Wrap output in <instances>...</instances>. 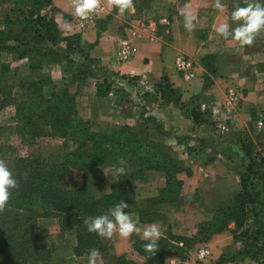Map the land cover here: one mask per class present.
Listing matches in <instances>:
<instances>
[{
	"label": "crops",
	"instance_id": "obj_1",
	"mask_svg": "<svg viewBox=\"0 0 264 264\" xmlns=\"http://www.w3.org/2000/svg\"><path fill=\"white\" fill-rule=\"evenodd\" d=\"M51 1L58 10L54 19L61 35H77L79 46L99 64V68L93 69L94 75L85 81L75 79L63 63L52 64L49 74L55 90L67 88L74 94L78 115L92 132L110 133L118 125L129 126L146 134L149 141L167 144L171 157L184 161L188 167V175H175L182 183L177 197L169 193L163 172L145 171L143 180L133 190L135 208L127 213L138 218L141 226L158 224L161 238L194 239L199 225L212 220L213 205L221 203L225 185L233 174L237 178L235 189L240 190L239 176L248 165L241 141L246 138L255 142L261 131L255 125L264 116V71L258 68L260 60L255 55L243 54L245 48L238 42L225 40L216 33V27L227 22L218 11L194 3L192 6L186 0H146L145 6L139 4L140 0H133L134 11L123 13L108 0H102L96 22L80 32L72 21L75 9L71 0ZM189 12L197 17L196 28L191 32L184 27V14ZM122 39L135 48L133 57L123 64L114 56ZM183 53L195 63L189 85L174 69L175 58ZM207 55L215 56V74L209 75L201 66L200 59ZM73 59L78 64L83 61L78 52ZM207 74L211 85L204 87ZM163 75L179 93L181 103L198 100L194 105L211 115L213 126L195 125L179 105L160 98L156 84ZM103 79L109 89L101 86ZM229 87L237 88L241 97L236 105L226 104ZM253 114L257 121L252 120ZM153 122L164 135L155 130ZM251 125L255 136L250 134ZM103 175L102 168L92 167L80 172L79 178L81 184L98 185L104 182ZM209 189L221 195L214 203L209 200ZM263 189L264 185L260 191ZM108 192L109 189L105 190V194ZM260 203L264 204V194ZM260 210L264 213V205ZM234 241L233 235L219 233L191 249L175 243L182 249L183 258L171 252L161 264H215ZM135 242L146 243L137 235L122 238L117 231L110 239V256L125 257L133 264H151L134 248ZM204 247H210L212 256L199 261L198 250ZM223 264L255 263L244 258Z\"/></svg>",
	"mask_w": 264,
	"mask_h": 264
},
{
	"label": "trees",
	"instance_id": "obj_2",
	"mask_svg": "<svg viewBox=\"0 0 264 264\" xmlns=\"http://www.w3.org/2000/svg\"><path fill=\"white\" fill-rule=\"evenodd\" d=\"M7 2L16 6L15 11L19 16L9 20L7 18L6 27L19 26L20 29L18 32L10 28L0 31V52H6L18 59L30 55L28 68L31 73L39 72L41 65L60 64L66 61L69 67H75L76 71L73 73L75 79L85 81L94 75L93 69L99 68V64L89 59L85 50L79 46V37L61 36L53 16H49V12H46V10L52 13L58 12L51 0H7ZM261 2L264 3V0ZM61 43L64 44V51L67 53L78 52L83 57L82 63L72 62L70 57H61L50 49ZM214 62L213 55L200 59L201 66L209 75L215 74ZM7 73L9 68L0 62V80L6 81ZM100 84L110 88L106 79ZM156 85L160 98L164 102L172 101L179 105L180 110L195 125L213 126L210 121L211 115L194 105L193 100L188 103L180 102L179 93L173 89L166 75L161 76ZM210 85L211 79L205 75L204 87ZM16 89L22 94L21 100L16 98ZM63 89L57 92L50 78L19 81L18 84L10 86L0 85V111H3L8 104L14 106L15 127L18 133L29 140L50 135L61 139L63 148L59 162L52 163L53 156L33 158L28 155H17L12 146H0L2 157H12L11 153L14 152L11 171L17 180V187L11 190L10 202L6 210L0 213V264H55L51 251L45 246L44 239L36 229V222L41 218L57 219L60 232L74 233L75 257H87L88 250L92 248L98 249L101 256L111 257L110 242L107 243L95 233H89L83 219L107 214L121 200L129 204L125 211H132L135 208L134 182L137 179L141 182L143 173L147 170L163 172L168 191L175 197L182 184L175 175L181 172L189 174V170L181 161L168 154V149L165 148L167 151L165 153L160 151L162 144L140 137L136 130L133 131L129 126H123L120 131L114 128L110 133L92 132L88 123L78 115L74 94L67 88ZM251 116L253 121H257L254 114ZM153 125L159 134L164 135L158 124L153 122ZM68 139L72 140L69 149ZM241 142V150L248 160V165L245 172L239 176L240 191L226 206H218L214 209L212 220L199 225L198 235L194 239L171 236L168 239L161 238L155 254L144 251V242H135L134 248L145 257L147 262L161 264L171 252L183 258L182 249L175 243H181L183 247L191 249L196 243H206L213 235L225 231L230 222L240 230L246 226L251 215L256 223L259 219L257 216L259 208L264 205L260 203L264 190L258 191L255 186L260 179L257 167L263 166L264 162L261 157L252 153L251 141L245 138ZM134 157L140 162L138 170L128 171L126 168V174L116 176L115 181L108 185L109 192L106 194H95L93 188L84 183L74 189L63 187V181L70 169L82 172L92 167L114 168L118 166L119 159L129 161ZM49 160L52 162L49 163ZM257 231L258 228L255 234ZM237 235L238 232L233 234L234 240ZM232 261L234 260L221 256L215 264ZM111 264H133V262L121 256L113 257Z\"/></svg>",
	"mask_w": 264,
	"mask_h": 264
},
{
	"label": "rangeland",
	"instance_id": "obj_3",
	"mask_svg": "<svg viewBox=\"0 0 264 264\" xmlns=\"http://www.w3.org/2000/svg\"><path fill=\"white\" fill-rule=\"evenodd\" d=\"M146 2H147L146 0H140L139 4L141 6H145L147 4ZM186 2L192 4V6H194V4L204 6L203 8H206V10H209V11H212V9L216 10L219 12V14H221L222 18L223 17L225 18L224 20H226L230 25H232L231 12L233 10L232 9L233 0H222V3H224L225 5V10L223 12H220L214 7V0H186ZM15 7L12 3L7 2V0H0V31L5 30L6 28H10L11 30L15 32L19 31L20 29L19 26L6 27V22H5L7 18L8 20L12 18H18L19 15L15 11ZM46 12H49L48 15L53 16L54 18V13L47 11V10ZM72 21H73V15H72ZM60 35H61V32H60ZM244 48L245 49L243 50V54L255 55L257 60H260V64H258L260 66H258V68L264 71V61H263L264 60V32H262L256 38L252 46L250 47L245 46ZM50 49L56 51V53L59 54L61 57L68 56L70 57V60L72 62L74 61L73 55L76 53V51L73 53H67L66 51H64L63 43L59 44L57 47H52ZM182 55H185L191 60H193L187 54L183 53ZM29 56L30 55H28L25 58L18 59L15 56L10 55L6 52H3V51L0 52V62L7 65V67L9 68V73L5 75L6 81L0 80V85L10 86L12 84H18L19 81L37 80L40 78H44V79L50 78L51 79L49 70H50L51 65L55 63H52V64L47 63L44 65H41V69L39 72L31 73L28 68L29 67L28 58H30ZM37 62L38 61L36 60L35 63ZM61 63H63V67L65 69L67 68L66 70L69 73H74L76 71L74 68L69 67L66 61H62ZM182 81L186 83L187 85H189V82H186L183 79ZM229 88H234V87H229ZM62 90L64 89L60 88L56 91L60 92ZM15 95H17L16 98L18 100H21L22 94L19 90L17 89L15 90ZM197 103H198V100L197 99L194 100V104H197ZM14 117H15L14 106L11 104H8V106L3 111H0V128H2L0 130V146L1 147L8 146V145L12 146L15 150V154L17 155H20V154L24 156L28 155L33 158L34 157L41 158L40 156H42L43 158H50L53 156V159H54L53 162L49 160V163L59 162V157L63 154L62 140L56 137H51L50 135L37 138V139H33V140H29L27 137L20 135L18 133V130L15 127L16 120ZM255 126H257L256 129L261 130V131H259L258 133V139H256L255 142H251L253 145L252 153L257 154V157H261V159L264 162V124L262 126H258L256 124ZM122 128L123 126L118 125L115 127V130L120 131V129ZM249 129H250V134L252 136H255L254 135L255 130H253V125L249 126ZM132 130L135 131V129H132ZM46 132L49 133L48 130H46ZM138 135L142 138H145V136H147L146 134H142V133H138ZM67 141L69 142V144H67L68 149H69L70 143L72 142V140L68 139ZM165 148L169 149L170 147L167 144H162V148L160 149V151H164V153L167 152ZM189 148L192 149V147H189ZM168 154L170 153L168 152ZM11 155L12 157H9V158H5L0 155V159L6 162L10 170H12L13 168L12 159L14 157L13 156L14 152H12ZM178 160L181 161L180 159ZM181 163L184 167L188 168L184 161H181ZM125 166L128 171H131V170L137 171L140 166V162L137 160V158L134 157L130 159L129 161L127 160ZM102 169L104 173L103 175L104 182L98 185H89L93 188V191L95 194L105 193V190L109 189L108 185H110L116 179V176L113 175V167H106ZM257 169H258V174H260V179L255 186L258 189V191H260L264 185V165L257 167ZM80 172L81 171H77L75 169H70L69 174L66 175L63 181V187L66 189H74V188L80 187L83 184V183L81 184V180L79 178ZM235 181H237V178H235L233 174L229 179V183L225 185V190L222 195V200L220 199L221 203H217V205H215L216 203H214L215 199L216 198L219 199L221 195H219V193L218 195H216V190L214 189L208 190V194L211 197V199L209 200H212V202L214 203L213 205L214 209L217 208L218 206H226L228 202L231 200V198H233L240 191L239 190L237 192V190L235 189L237 187ZM138 182L139 180L137 179L136 182L134 183L137 184ZM199 198L200 196L197 197V199ZM257 214H258L257 216L259 219L256 221V223H255V220H253L252 216L250 215L246 226H244L242 229L237 230L234 223L230 222L227 225L226 230L222 232L231 237L234 233L238 232L236 240L230 245H228L227 249L224 252V256L226 258L231 259V260L233 259L234 261H237V260L241 261L244 258H247L249 260H252L255 264L264 263V248H263L264 246V215H263V212H261V210L260 212L258 211ZM256 228H258V231L255 234ZM36 229H37L38 234L44 239L45 246L51 251L52 259L55 262V264H88V257H75L74 256V253H73V248L75 246L74 233L71 231L60 232L59 223L57 219H53V218L38 219L36 222ZM105 241L108 243L110 242V239H105ZM208 248L210 250V247ZM210 256H212V253L210 254ZM250 257H252V259ZM101 259H102L103 264H111L113 262L112 256L111 257L101 256Z\"/></svg>",
	"mask_w": 264,
	"mask_h": 264
},
{
	"label": "clouds",
	"instance_id": "obj_4",
	"mask_svg": "<svg viewBox=\"0 0 264 264\" xmlns=\"http://www.w3.org/2000/svg\"><path fill=\"white\" fill-rule=\"evenodd\" d=\"M74 6V15L81 20H88L101 7L102 0H71ZM108 3L116 7L120 13L134 11L133 0H108ZM243 5V6H242ZM214 7L223 12L225 5L222 0H214ZM231 12L232 25L222 22L216 27V33L225 40L231 38L238 42L241 47L252 46L256 38L264 32V3L261 0H233ZM197 20L195 14L189 12L184 14V27L188 31L196 28ZM126 161L121 158L118 166H114L113 175L126 174ZM17 187V180L6 162L0 159V213H3L11 197V190ZM129 204L119 201L107 214L88 216L83 223L89 233H95L102 239H111L117 233L122 238H130L133 235L140 236L146 243L144 251L155 254L158 249V241L162 237L160 226L156 223L141 226L139 219H133L132 215L125 209ZM203 255V254H202ZM88 264H103L101 253L92 248L87 253Z\"/></svg>",
	"mask_w": 264,
	"mask_h": 264
},
{
	"label": "built area",
	"instance_id": "obj_5",
	"mask_svg": "<svg viewBox=\"0 0 264 264\" xmlns=\"http://www.w3.org/2000/svg\"><path fill=\"white\" fill-rule=\"evenodd\" d=\"M101 7L94 13L88 20H81L79 17H76L73 14V22L75 23L77 29L79 31H83L89 28L91 25L95 23L97 20L98 14L101 11ZM135 48L127 39H122L117 45V49L115 51V60L119 63H125L129 59H131L134 55ZM174 69L177 74L186 82H190L194 75L195 64L193 60L188 58L185 55H178L174 61ZM241 97L238 94V90L236 88H230L228 91V96L226 98V104L228 105H236ZM264 122V116H261L257 122L259 126H262ZM203 254V255H202ZM210 256V252L207 248H201L198 250L197 258L199 261L205 260Z\"/></svg>",
	"mask_w": 264,
	"mask_h": 264
}]
</instances>
